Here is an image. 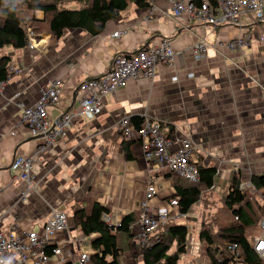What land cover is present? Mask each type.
Wrapping results in <instances>:
<instances>
[{"label":"crops","instance_id":"0c3cea01","mask_svg":"<svg viewBox=\"0 0 264 264\" xmlns=\"http://www.w3.org/2000/svg\"><path fill=\"white\" fill-rule=\"evenodd\" d=\"M33 16L42 19L43 12L35 10ZM34 27L33 48L0 47V55L9 56L12 71L0 93V229H9L16 222V232L22 234L41 227L52 208L66 212L76 203L100 202L121 219L136 211L149 183L157 189L150 205L162 209L173 193V174L154 167L144 157L140 138L127 139L116 129L115 123L123 116L160 120L174 144L176 138L191 136L193 162L217 169L210 188L215 187L214 191L227 187L237 173L232 163L241 165L242 180L264 174V45L256 41L264 33V24L210 26L187 14L177 19L166 0H151L145 7L131 3L96 35L69 29L60 39L51 40L47 30ZM126 28V34L111 36L115 30ZM244 29L253 35L250 44L228 48L227 42ZM161 38H167L179 53L174 66L160 68L153 79H129L103 98L97 116L85 120L74 98L79 83L105 74L117 54L158 44ZM201 38L209 44L207 57L195 62L190 47ZM57 77L63 78L62 90L58 102L49 106V115L55 119L71 111L73 124L65 137L40 152L43 140L29 135L19 124L18 105L33 104L41 89ZM123 141L131 142V159L125 158ZM17 154L34 157L31 173L38 185L23 199L19 197L25 185L13 179L8 168ZM191 213L170 216L163 226L173 231L178 221V226L188 227L195 220H189ZM198 232L190 233L192 241L198 239ZM137 233L138 226L133 224L122 264L135 258L142 264L140 254L134 253L141 250ZM94 237L83 236L79 227L68 225L53 241L64 248L65 264H79L83 252L92 254ZM7 264L23 263L12 259Z\"/></svg>","mask_w":264,"mask_h":264},{"label":"built area","instance_id":"2783aa9c","mask_svg":"<svg viewBox=\"0 0 264 264\" xmlns=\"http://www.w3.org/2000/svg\"><path fill=\"white\" fill-rule=\"evenodd\" d=\"M155 1V0H153ZM171 7L172 14L179 19L183 13L189 18L215 26L218 24L243 25L248 22L264 24V0H166ZM152 10V9H151ZM27 38L29 48L36 46V36L27 26ZM129 29L115 30L111 36L120 37ZM253 40L249 30L228 41V48L247 46ZM256 41L264 45V33L256 37ZM209 44L201 38L190 47L191 55L195 60H201L207 56ZM167 38H161L158 45L152 44L133 52L117 54L110 65L109 70L100 76H90L79 83L75 89L74 98L80 107V112L87 118L93 119L101 112L103 98L115 92L129 79L146 77L153 79L159 71L158 64L165 66L172 64L175 50ZM6 82V81H5ZM5 82H0V93ZM63 78L57 77L50 80L43 87L38 99L31 105L20 103L19 124L26 127L29 135L40 136L43 142L38 151L43 152L52 146L56 139L65 137L73 124L74 114L71 111L63 112L59 117L52 119L49 115V106L56 104L62 90ZM15 97V96H14ZM140 129L135 130L130 123L129 116L121 117L115 127L127 139L137 137L142 140L144 157L151 161L156 168H165L173 175L180 176L190 182L199 181V173L193 162L192 138L185 135L176 138L174 144L163 124L158 119L149 116L143 117ZM34 165L33 156L15 155L9 165V171L13 179L24 183L25 188L19 198H24L30 190L37 189L34 175L31 173ZM238 170L237 164L233 167ZM249 181L241 182L239 189L244 191L251 187ZM157 194L154 184L146 186L145 196L139 201L136 211L138 219V239L140 246H149L160 238L156 235L157 229L167 223L170 216H185L178 210L177 199L166 202L162 209H155L150 205ZM120 217L114 213H106L105 223L117 226ZM18 223L11 225L9 229H0V264H7L9 260L18 259L23 264H65L67 258L64 248L59 244L54 245L57 233L67 229L66 212L59 208H52L48 217L38 228H32L22 234L16 229ZM245 237L252 250L264 262V214L255 225L245 228ZM47 247H51V253H47ZM226 252L220 251L218 258H227L228 264H245L240 260V249L236 243L225 242ZM89 260V254L83 252L79 264H85Z\"/></svg>","mask_w":264,"mask_h":264},{"label":"trees","instance_id":"16d2710c","mask_svg":"<svg viewBox=\"0 0 264 264\" xmlns=\"http://www.w3.org/2000/svg\"><path fill=\"white\" fill-rule=\"evenodd\" d=\"M150 1L0 0V47L4 45L15 49L25 47L28 44L26 28L31 27L36 36L34 25L38 31L47 30L51 34V40L60 39L69 29H80L89 35H96L104 30L109 20L118 16L131 3L137 7H145ZM35 10L43 12L42 19L33 16ZM8 63L9 56L0 55V82H5L11 76L12 71L9 70ZM143 119L140 115H132L130 123L135 130H138ZM130 144V141L122 142L127 160L133 157ZM195 165L199 173V181L190 182L175 175L172 179L173 193L166 201L177 199L178 210L182 213H187L196 202L201 200L203 192L213 186L217 173V169L213 166H205L201 163ZM249 180L252 186L244 191L239 189L242 181L240 182L238 175H233L229 181L224 204L235 218L231 223L222 222V217L217 214L209 216L210 224L215 226L217 224L219 227L220 236L215 235V232L210 231L209 228L199 230L197 235L199 242L207 243L209 248L210 246L213 248L207 253L206 264H228L227 258H218L220 251L226 252L225 242L236 243L239 246L240 260L243 263L264 264L245 237V228L255 225L258 218L264 214V174L251 175ZM256 191L261 198L256 200L257 206L254 209V203L249 200L251 195L249 196L248 192L252 194ZM257 210L260 211L259 214ZM107 212L108 210L100 202L72 204L66 211L69 227H79L83 236L95 234L90 243L93 252L89 255L88 261L91 264H122L121 258L129 251L127 241L132 236V226L138 219L137 211L125 214L117 226L105 223L104 216ZM187 231L185 225L176 226L173 231L170 227H159L156 235L160 234V238L149 246L141 247L142 264H179L180 256L186 250ZM219 238H222V242ZM46 252L50 254L51 247H47ZM133 261L128 264H137L136 258Z\"/></svg>","mask_w":264,"mask_h":264},{"label":"rangeland","instance_id":"374dc122","mask_svg":"<svg viewBox=\"0 0 264 264\" xmlns=\"http://www.w3.org/2000/svg\"><path fill=\"white\" fill-rule=\"evenodd\" d=\"M75 6V5H73ZM85 117V116H84ZM85 120L89 121L90 119L85 117ZM237 163H232L231 167L232 169H234V165ZM239 166L238 170H236L237 174H233V175H238L240 177V182L241 181H249V177L246 178L244 177L242 180V174H240V167L241 165L237 164ZM234 171V170H233ZM235 172V171H234ZM170 173V172H169ZM171 174V173H170ZM175 175H173L174 177ZM215 187L212 189H208L206 191L203 192L201 200L199 203H197L195 206L193 205L190 209V211L192 210V213L189 217V220H194L193 218H195V220L193 221V223H188V231H187V239H186V250L185 252L180 256L179 259V264H206L207 262V257H208V252L212 248V246H210L207 243L204 242H199L198 239H194L192 241L191 239V235L197 233V231H199L201 228H209L210 231L215 232V235H219V227H217V224L215 226V224H210L209 220V216H212L213 214H217L220 215L223 219L222 222L227 221V223H231L233 219L230 211L227 210L225 204H224V196L225 193L227 191V187L222 188L221 190L218 189L217 191H214ZM253 191V189H252ZM260 192V191H258ZM257 191L255 193H250L249 194V200L252 201V203H254L253 207L254 209L256 208L257 204H256V200H260V196L259 194H256ZM71 205V204H70ZM69 205V206H70ZM202 205V206H201ZM68 209V208H67ZM259 210V208H257ZM257 210V211H258ZM260 211H258L259 214ZM195 214V216L193 215ZM258 214L256 213L255 216L256 218L258 217ZM182 222V221H181ZM213 222V220H212ZM183 224V223H181ZM210 224V225H209ZM175 225L178 226V221L175 222ZM191 233V235H190ZM219 240L222 242V238ZM201 243V244H199ZM141 249V247H140ZM141 251V250H140ZM140 251H135V255L140 254ZM132 253V254H134ZM141 264V263H140Z\"/></svg>","mask_w":264,"mask_h":264},{"label":"bare ground","instance_id":"6f19581e","mask_svg":"<svg viewBox=\"0 0 264 264\" xmlns=\"http://www.w3.org/2000/svg\"><path fill=\"white\" fill-rule=\"evenodd\" d=\"M183 14H186V13H183ZM182 14V15H183ZM188 15V14H187ZM189 17V16H188ZM161 42V41H160ZM159 42V43H160ZM158 43V44H159ZM158 44H155V45H158ZM171 44V43H170ZM172 47V46H171ZM173 49V48H172ZM174 51V50H173ZM175 52V51H174ZM177 56H179V53H177V52H175V55L173 56V59H172V64L171 65H169V66H165V65H163V64H161V63H159L158 64V68L160 69V68H162V67H164V68H168V69H170V68H172L173 66H174V64H175V60H176V58H177ZM207 57V56H206ZM205 57V58H206ZM192 58H193V56H192ZM205 58H203V59H201V60H195L194 58H193V60L195 61V62H201V61H204L205 60Z\"/></svg>","mask_w":264,"mask_h":264}]
</instances>
